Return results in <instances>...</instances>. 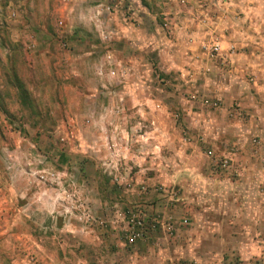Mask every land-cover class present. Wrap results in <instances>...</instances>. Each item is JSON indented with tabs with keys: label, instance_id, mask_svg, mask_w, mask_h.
Listing matches in <instances>:
<instances>
[{
	"label": "rangeland",
	"instance_id": "1",
	"mask_svg": "<svg viewBox=\"0 0 264 264\" xmlns=\"http://www.w3.org/2000/svg\"><path fill=\"white\" fill-rule=\"evenodd\" d=\"M0 264H264V0H0Z\"/></svg>",
	"mask_w": 264,
	"mask_h": 264
},
{
	"label": "built area",
	"instance_id": "2",
	"mask_svg": "<svg viewBox=\"0 0 264 264\" xmlns=\"http://www.w3.org/2000/svg\"><path fill=\"white\" fill-rule=\"evenodd\" d=\"M9 17L10 18H14L15 17V13L14 12H11L9 14ZM56 25H57L58 28H61V27L64 26V23L61 20H59V21L56 22ZM35 49H36V45H35L34 42H31L30 41L27 44H24V52L27 55H29V56H31V54L35 51ZM207 55H208V57H209L210 60H214L215 57L219 56V48H218V46L217 45L211 46L209 48V50H208ZM189 99L190 100H195L196 99V95L194 93L190 94L189 95ZM202 105L203 106H206L207 105V106H210V107L212 106L213 109H215V108L218 107V104H217L216 101L215 102L213 101L212 103H209V102L203 100L202 101ZM225 165H226V162L223 161L222 162V167H225ZM134 226H135V228H137L138 231H134L132 233V239H136V238H139L140 237V231L143 230V220L142 219H139V220L135 221Z\"/></svg>",
	"mask_w": 264,
	"mask_h": 264
},
{
	"label": "crops",
	"instance_id": "3",
	"mask_svg": "<svg viewBox=\"0 0 264 264\" xmlns=\"http://www.w3.org/2000/svg\"><path fill=\"white\" fill-rule=\"evenodd\" d=\"M131 27V26H130ZM129 26L128 27H121V26H118V27H115L114 29H113V32H114V37H115V39H118L119 37H121L120 35V33H119V31H123V32H125V33H127V34H122V35H126V37H127V39H129L130 41H134V39H136L135 37H137V36H135V35H132V34H129L130 33V31H132V30H130L131 28H130ZM124 37V36H123ZM98 74H100L101 75V72L99 71L98 72ZM257 89H259V87H257ZM263 122H260V124H262Z\"/></svg>",
	"mask_w": 264,
	"mask_h": 264
},
{
	"label": "trees",
	"instance_id": "4",
	"mask_svg": "<svg viewBox=\"0 0 264 264\" xmlns=\"http://www.w3.org/2000/svg\"><path fill=\"white\" fill-rule=\"evenodd\" d=\"M17 88L19 89V93L21 94V98H22L23 90H22V88L20 87V85H18V84H17Z\"/></svg>",
	"mask_w": 264,
	"mask_h": 264
}]
</instances>
